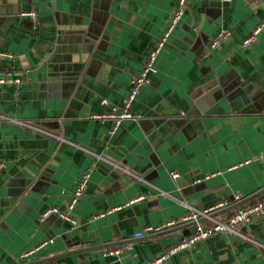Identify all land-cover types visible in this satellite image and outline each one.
Returning a JSON list of instances; mask_svg holds the SVG:
<instances>
[{"label": "crops", "instance_id": "0c3cea01", "mask_svg": "<svg viewBox=\"0 0 264 264\" xmlns=\"http://www.w3.org/2000/svg\"><path fill=\"white\" fill-rule=\"evenodd\" d=\"M178 7L0 0V50L18 56L0 60V76L18 72L24 81L18 93L0 83V115L9 118L0 121V264H23L36 248L29 263L147 264L189 235L151 237L148 227L264 189V31L241 45L264 18V0H186L151 84L131 106L136 119L111 135V120L92 118L124 105L131 77ZM222 31L227 39L211 48ZM238 87H250L247 102L228 99ZM87 172V191L70 210ZM54 207L72 220L44 218ZM238 232L214 234L166 264H264V219ZM103 245L111 246L88 250ZM115 248L122 252L107 253ZM68 251L79 252L49 260Z\"/></svg>", "mask_w": 264, "mask_h": 264}, {"label": "built area", "instance_id": "2783aa9c", "mask_svg": "<svg viewBox=\"0 0 264 264\" xmlns=\"http://www.w3.org/2000/svg\"><path fill=\"white\" fill-rule=\"evenodd\" d=\"M251 1L260 2L261 0H251ZM185 4H186V0H179V7L174 11L172 16L170 17L168 24L165 30L163 31V33L160 35V37L155 42V44L150 48L143 68L138 73H136L135 75L131 77L130 86H129L128 93L126 95V99L124 101V105L119 108L115 107L110 113L98 114V115L92 116V118H96V119L111 120L112 121V128L110 130L111 135H114L117 132L121 123L124 120L136 119V116L133 114L131 110V106L136 101L137 97L139 96L143 88L151 84L152 75L156 71L157 58L159 54L163 51L165 46L167 45L169 38L171 37L175 29L178 27L182 19V16H183V8ZM25 14L28 15L29 17H32L33 19H36L35 12H28ZM263 31H264V18L253 29V31L242 41L241 43L242 47L252 46L257 41L259 35ZM228 35H229L228 32H225V31L219 32L214 37L211 43V48L214 49L218 45H220L225 39H227ZM17 58L18 56L14 55L11 52L0 50V60L15 61ZM0 83H9V84L14 85L16 87V92L18 93L24 81L20 73L17 72L13 74L12 71H7L6 73L0 76ZM6 119H9V118L0 115V121L6 120ZM15 122L24 127H34L35 129L39 130V128H37L36 126H33L28 121H21V120L16 119ZM93 154L96 155L99 159H102L103 161L107 163L113 164L114 166L121 168L119 167V165H116L115 163L102 157L101 155H97L95 153ZM3 168H4V164L0 162V173L2 172ZM127 172L130 173L129 171ZM134 176L137 179L143 180L137 175H134ZM89 177H90V173L89 172L85 173L82 176L80 182L77 184L74 194L72 196L71 203L67 207L70 210L74 208L75 203L87 191ZM171 177L174 180H178L180 178V174L177 172H172ZM143 199H145V197L140 195L130 200L129 203L127 204L136 203L137 201H140ZM242 199L243 198L237 196V197H234L232 201H220L216 203L213 207L206 209V210H195L191 208L190 211L186 213L185 215L171 219L159 227H156V228L148 227L144 232L154 234V233L164 232L166 230L176 228L178 226H181V225H184L190 222L197 223L196 233L192 235H187L179 239L173 246H171L169 249L161 253L159 256H157L156 258H154L152 261H150L147 264H166L167 260L173 255L177 254L178 252L182 250L191 248L195 246L199 241L206 239L217 233H230V234H237V235L244 236L238 232L241 227L247 224H250L254 220L264 219V195H262V198L255 203L245 204L243 206H240L234 209L232 213L230 212L228 215H224L225 218H222L223 216L221 217L212 216L213 213L226 209L230 205L235 204L241 201ZM50 215H58L62 219L72 220L69 212L63 211L57 207L48 209L46 213L44 214V218ZM100 215H104V214H100ZM100 215H96V216L99 217ZM200 219H205V221L202 223H199ZM73 223H76V221L74 220ZM144 232L141 231L137 233L135 237L136 238L143 237L145 235ZM38 250L39 248L30 249L26 251L22 255V260L29 262V260H31L33 256H36ZM121 252L122 250L120 248L107 250V253L112 254V255H117V254H120ZM42 264H53V263L45 262Z\"/></svg>", "mask_w": 264, "mask_h": 264}, {"label": "water", "instance_id": "95a60500", "mask_svg": "<svg viewBox=\"0 0 264 264\" xmlns=\"http://www.w3.org/2000/svg\"><path fill=\"white\" fill-rule=\"evenodd\" d=\"M76 84L75 82L72 83L71 87ZM249 90H250V87H238L236 88L235 90H233V92H231L229 95H228V99L229 100H232L234 98H237V97H241L245 102H247L249 100V97H248V94H249ZM262 195H264V189H262L261 191H258L256 194L250 196V197H245L243 198L241 201L235 203V204H232L230 205L229 207H227L226 209H223L221 211H218L216 213H213L212 216L213 217H219V216H222V215H226V214H229L230 212H232L234 209L240 207V206H243L247 203H250L251 201H254L256 200L257 198L261 197ZM205 219H200L199 223H202L204 222ZM196 230H197V223L196 222H190V223H187V224H184V225H181V226H178L176 228H172V229H169V230H166L164 232H160V233H157L151 237H158L160 235H165V234H171V233H180L181 235H183V232H186L188 231L189 232V235H192L194 233H196ZM119 244V243H117ZM110 247L111 245H103V246H97V247H91L89 248L88 250H97V249H102L104 247ZM79 251H68L67 253H64L62 255L57 256V257H53L51 259H49L50 261L51 260H57L59 258H63V257H67L69 255H72V254H75ZM47 260V261H49ZM22 263L23 264H42V263H45V261H37V262H27L25 260H22ZM64 264V263H63Z\"/></svg>", "mask_w": 264, "mask_h": 264}, {"label": "trees", "instance_id": "16d2710c", "mask_svg": "<svg viewBox=\"0 0 264 264\" xmlns=\"http://www.w3.org/2000/svg\"><path fill=\"white\" fill-rule=\"evenodd\" d=\"M262 198V196L261 197H259V198H257L256 200H254V201H251L250 203H247V204H252V203H255V202H257L258 200H260ZM233 212V211H232ZM231 212V213H232Z\"/></svg>", "mask_w": 264, "mask_h": 264}]
</instances>
